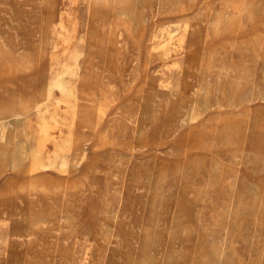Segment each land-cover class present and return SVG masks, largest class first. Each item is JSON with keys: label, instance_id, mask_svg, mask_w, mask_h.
Masks as SVG:
<instances>
[{"label": "rangeland", "instance_id": "rangeland-1", "mask_svg": "<svg viewBox=\"0 0 264 264\" xmlns=\"http://www.w3.org/2000/svg\"><path fill=\"white\" fill-rule=\"evenodd\" d=\"M0 264H264V0H0Z\"/></svg>", "mask_w": 264, "mask_h": 264}, {"label": "bare ground", "instance_id": "bare-ground-1", "mask_svg": "<svg viewBox=\"0 0 264 264\" xmlns=\"http://www.w3.org/2000/svg\"><path fill=\"white\" fill-rule=\"evenodd\" d=\"M31 110V109H30ZM23 111V110H22ZM31 112V111H30ZM11 114V113H10ZM14 118V117H13ZM5 152V151H4ZM8 154V153H7ZM14 155V154H13ZM5 155H3V157H4ZM8 158V157H7ZM3 159V158H2ZM1 167H3V166H1Z\"/></svg>", "mask_w": 264, "mask_h": 264}]
</instances>
